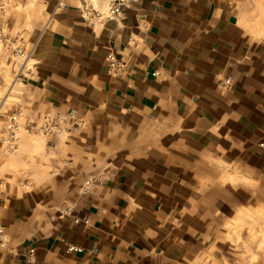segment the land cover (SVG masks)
<instances>
[{"label": "crops", "instance_id": "obj_1", "mask_svg": "<svg viewBox=\"0 0 264 264\" xmlns=\"http://www.w3.org/2000/svg\"><path fill=\"white\" fill-rule=\"evenodd\" d=\"M54 2L1 100L29 136L70 121L7 174L0 264H237L231 227L264 217V0Z\"/></svg>", "mask_w": 264, "mask_h": 264}, {"label": "rangeland", "instance_id": "obj_2", "mask_svg": "<svg viewBox=\"0 0 264 264\" xmlns=\"http://www.w3.org/2000/svg\"><path fill=\"white\" fill-rule=\"evenodd\" d=\"M54 3V0H0V100L8 97L15 84L20 83L26 58L20 57L18 51L28 52L30 42L42 28ZM10 101L6 108H9ZM19 136L17 151L0 158V176L6 182H10L6 178L10 170L19 175L25 151H29L33 160L40 143L46 138L42 134L30 137L23 129ZM231 228L233 231L227 238L235 246L236 258L240 262L237 264H264V217L247 216L246 220L236 222Z\"/></svg>", "mask_w": 264, "mask_h": 264}, {"label": "built area", "instance_id": "obj_3", "mask_svg": "<svg viewBox=\"0 0 264 264\" xmlns=\"http://www.w3.org/2000/svg\"><path fill=\"white\" fill-rule=\"evenodd\" d=\"M71 0H56L57 8H61L69 3ZM139 0H112L108 9L102 12L96 9L89 1L83 0L80 7L82 16L88 22L99 21L103 22L109 19H121L124 15V8L132 2H138ZM20 57L28 58V54L22 50L18 51ZM109 67L114 76H119L121 73L126 71V64L122 62L115 56H111L109 59ZM226 85L230 84V81H225ZM68 118H63L58 115H49L44 118V120L37 125L35 133L42 134L46 137L57 138L60 134L67 131V125L69 124ZM23 118L19 111L12 112L10 114H5L3 111V102L0 101V141L4 146L5 150L12 154L18 149L17 143L20 139L19 133L23 129ZM92 182L87 181L83 193L89 192V187ZM5 187V181L0 176V193ZM28 188V187H27ZM66 215L72 216V211L70 209L65 210ZM76 224L83 223L87 225L89 223L88 219L85 218H74ZM68 253H82L83 249L75 244L67 245ZM34 250H30V256L27 261L31 263L33 261Z\"/></svg>", "mask_w": 264, "mask_h": 264}]
</instances>
